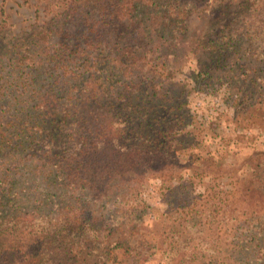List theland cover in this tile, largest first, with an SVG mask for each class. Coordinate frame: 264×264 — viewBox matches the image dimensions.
<instances>
[{
	"label": "trees",
	"instance_id": "trees-1",
	"mask_svg": "<svg viewBox=\"0 0 264 264\" xmlns=\"http://www.w3.org/2000/svg\"><path fill=\"white\" fill-rule=\"evenodd\" d=\"M61 1L27 33L0 32V264H108L106 244L116 227L83 196L100 200L122 184L119 200L128 199L129 175L151 169L164 149L198 140L182 107L185 83L172 77L168 54L204 0ZM260 39L264 0H237L215 36L200 44L226 65ZM241 184L233 200L209 201L204 216L184 212L200 224L233 222L242 212L244 221L261 222L264 209L255 210L263 181V190L249 177ZM212 233L202 239L208 255L200 254L198 264L214 260L221 241L228 264L240 254L253 264L264 252L254 234L243 241ZM98 249L95 262L79 261L85 250Z\"/></svg>",
	"mask_w": 264,
	"mask_h": 264
},
{
	"label": "rangeland",
	"instance_id": "rangeland-1",
	"mask_svg": "<svg viewBox=\"0 0 264 264\" xmlns=\"http://www.w3.org/2000/svg\"><path fill=\"white\" fill-rule=\"evenodd\" d=\"M236 1L204 0L186 18V29L168 54L172 77L185 83L182 107L196 125L195 145L164 149V161H153L151 169L129 175L134 189L128 199L119 200L125 197L116 191L122 184L112 192L105 189L100 200L89 192L83 196L103 221L116 227L106 244L112 245L108 264H198L200 254L207 259L208 251L201 243L212 231L217 237L225 234L244 241L254 234L264 240L261 212V222L244 221L242 212L233 222L218 219L211 224L189 218L191 210L184 212L189 207L204 216L202 212H207L205 207L216 195L233 200L238 189H244L241 181L245 177L263 190L264 42L254 40L255 50L236 53L226 65L208 52L207 45H201L215 36L236 9ZM61 8V0H0V32L11 37L25 34ZM230 65L232 70H228ZM206 77L211 83H201ZM161 162L163 166L156 170ZM255 168L260 170L254 176ZM184 200H188L186 208L181 207ZM263 209L264 200L255 211ZM176 238L186 243L178 244ZM221 244H217L214 260L205 264H228ZM102 251L85 250L79 261L95 262ZM254 261L264 264V252ZM235 264H252V260L240 254Z\"/></svg>",
	"mask_w": 264,
	"mask_h": 264
}]
</instances>
